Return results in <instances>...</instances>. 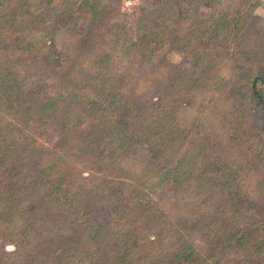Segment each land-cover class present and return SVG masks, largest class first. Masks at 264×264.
<instances>
[{
	"label": "rangeland",
	"instance_id": "obj_1",
	"mask_svg": "<svg viewBox=\"0 0 264 264\" xmlns=\"http://www.w3.org/2000/svg\"><path fill=\"white\" fill-rule=\"evenodd\" d=\"M81 3L0 0V140L27 143L15 166L0 153V190L12 194L0 209V264H56L67 249L64 264H125L112 259L125 254L128 264H171L188 237V264H264V112L250 88L264 76V0H94L89 18L52 25ZM124 113L137 144L119 149L117 135H100L94 153L71 154ZM39 148L47 164L61 159L63 180L29 166ZM184 170L187 184L161 180ZM29 174L42 181L25 188ZM89 208L110 222L90 245L92 224L75 226ZM35 227L60 240L41 251ZM228 238L262 247L248 256V244L223 246Z\"/></svg>",
	"mask_w": 264,
	"mask_h": 264
},
{
	"label": "trees",
	"instance_id": "obj_2",
	"mask_svg": "<svg viewBox=\"0 0 264 264\" xmlns=\"http://www.w3.org/2000/svg\"><path fill=\"white\" fill-rule=\"evenodd\" d=\"M92 1L94 2V0H82L81 8L79 9L80 10L79 13L77 12L76 14H72V15L66 17V18H61V19L55 20V21L52 22V25L54 27L60 28V27H63L66 23H68V21L72 22V21H76V20H84L86 18H89L90 9H94L95 8V5H94V3H92ZM55 55H56V53L54 51L51 52V54H50V58H49L50 62H49V64L51 66H59V64H60V59L58 57H56ZM198 65H200L199 67H201L203 64L200 63L199 61H197V66ZM189 81L192 83V85H195L196 83H198V80H194V79H191ZM250 88H251L252 98L254 99L256 104L259 107H261V109L264 112V76L254 75L251 78V80H250ZM22 101L24 102V100H22ZM22 101H18V102H20L19 104L17 103V101H15V108L16 109H19V108L22 107V104H21ZM49 108H50L49 104L44 105L43 108H42V112L48 111L47 109H49ZM26 111H28V113H27V116H26L25 120L28 123L29 120H31V114H32V111H33V106H31V104H30L29 107L26 108ZM42 112L40 111V108L36 111V113H38V114L40 113V115L42 114ZM121 118H122V122L123 123L122 122H118V121L115 120L114 121L115 124H113L112 123L113 120H112V121H108L109 123H112V125L110 127H108V128H106V127L97 128V129L92 128L91 130H89L88 134H90V136L86 138L87 141L85 143L79 142L77 146H73L72 145L73 147H71V149H69L72 152L71 154L74 155V156L77 154V155H79L81 157V155H83V154H92V153H94V150H96V148L99 147V144H101L100 143V141H101L100 137L103 136V135H105V136L108 135L109 137H111V136L114 137L113 135H115V136L117 135L118 138H119V143H118L119 149L131 148L134 144H137L139 142L138 138H136V139L135 138H130L126 134V130L129 129V125L125 124V121H123L125 119V113H124V115ZM171 135L172 134H168L163 139V141L166 138H169V136H171ZM64 142H59L60 143L59 144L60 147L64 146ZM26 145H27V143L15 144V143L7 142V141L1 139L0 140V153H1V155H3L4 158H5V156L7 154L11 155V159H7V160H9L8 163L15 166V159L17 161H21V160L24 161L23 155H24V150L25 149L23 147L26 146ZM61 145H63V146H61ZM110 148L112 149L111 146H110ZM38 151L40 153L39 155L34 150L29 153V155H30V158H29V161H28L29 162V166H31L32 169H35V170L39 169L38 171L40 173V177L47 176L48 174H51L52 171H54L55 174L59 173V177H61L60 181L63 180L62 176L65 173H67V172L65 171V169H62V168L58 167V165H57L58 163H56V161L61 162V159L59 157H57V158H55L54 160L51 161L53 163L50 162L51 164H47L48 162L43 160V158H44V156H46L47 152L45 150L41 149V148H39ZM6 164H4V166H6ZM28 169L30 170V167H28ZM201 173H203V170L201 171ZM29 175H30V176H28L29 183H28V185H26L25 188H27L29 186V184H36V183L42 181L39 176H34V178H33V176L31 174H29ZM164 176H165V179L167 181L170 180V181L174 182L177 187H179L180 185L187 184L188 181L190 180V173H188L187 170H184L181 173H178L177 175H163V178H161V180L164 179ZM203 177H206V175L203 174ZM203 177H202V184H203L202 185L203 186L202 190L201 191H197V195L200 196V197L206 195L205 194V186H207L206 183H207L208 179L207 178H203ZM88 181H89V179H88ZM58 184H59V182H58ZM86 186H87V184L85 183V184H82L81 187L84 189ZM49 187L51 189V193H49L51 195L50 199H53L52 195H55L54 194V190H53V187H51V185H49ZM210 191H211V189H210ZM224 191H225V189H224ZM211 194H212L213 197H215L214 189L212 190ZM222 196H224V197L226 196L224 198V200L222 199V201L224 203H228L229 202V198H227L226 193L223 192ZM11 197H12V194H10L9 192H7L5 194L3 192V190H0V205L2 206V207L0 206V209H2L4 207V202L7 201V199H10ZM73 199H75V198H73ZM139 201L141 202L142 200H139ZM222 207H224V206H222ZM219 208H220V206H219ZM10 209L11 208H8V211ZM98 209L99 210H103L102 207L98 208ZM95 210L94 209L92 210L91 208H89L88 209L89 212H87L85 214H81V217H80V220H79L78 224L75 225V226H77L76 228H77V231L79 233V228H78L79 225H81L82 223L86 224L88 221H89L88 223L92 224V226H91L92 232H88L87 236L83 237V239L86 238L85 241H86V243L88 245H90V244H92L93 242L96 241L97 237H99V235L101 233V230H103V226L104 225H109L110 224L109 220H107L108 218H104L103 221L99 220V222L97 220L95 221L94 220V216H92V213H95L94 212ZM35 212L36 211H33L30 214H33L35 216L36 215ZM0 214H1V212H0ZM23 218H27V216L23 215ZM31 219L32 218L29 216V220L33 222V220H31ZM34 222H35V220H34ZM34 222L30 223V224H26L25 229L30 231L31 227H33ZM229 229H230V231H233V227H231ZM35 232L38 233L37 236H36L37 240H35V244H37V245L39 244V247H40L39 249H41V251L42 250L45 251L46 248L47 249L53 248V244L56 245L55 243L58 242V240H60L59 237L58 238H54V236H52L50 229L36 228ZM78 233L76 235L77 239L81 240V237L78 238ZM177 235H178V232H175V235L173 237L177 238V239H174L173 241H176L175 244L178 245L180 243V241H178V239H180L181 236L177 237ZM78 242H81V241H78ZM128 242H129L130 245H132L134 247L135 244L137 243V239H135V238L129 239ZM247 242L248 241L246 240V238H243L242 240H232V239L228 238L225 242H223V246L224 245L226 246L227 243H229V246H232V247H234L235 244H237V247H239V245L248 244L247 248H246V254H248V256H253L255 254L254 250L256 249V251H257V249L259 250L262 247V245H261L258 248L257 245L254 243L252 245V248H251L249 246V242L248 243ZM179 247H180L179 252H177V248H175V252H173V254H172L173 256H172V259H171L170 263L173 264V261L175 262L176 259H180L179 264H188V262H187L188 260L187 259H189L191 254L193 253L192 252L193 251L192 250V243H191L190 237L186 238L183 241V243L181 242V246H179ZM65 251L67 253L70 252L69 249H67ZM65 251L63 250L62 254H58V257L55 256V260H57L56 264H64V263L67 262L66 261L67 257L66 258L64 257ZM0 253L2 255H4L7 252H5V250H3V249H0ZM44 253L45 252H41V256H48V258H49L50 255H51L49 251H46L45 254ZM107 259L110 260L111 258L107 257ZM112 259L113 260L117 259V262L120 260V261H122L125 264H128L130 262L127 259V255L126 254L122 255V256L117 255V256H115ZM151 259H152V256H151ZM153 264H166V263H164L162 260H161V263H157V260H156Z\"/></svg>",
	"mask_w": 264,
	"mask_h": 264
}]
</instances>
